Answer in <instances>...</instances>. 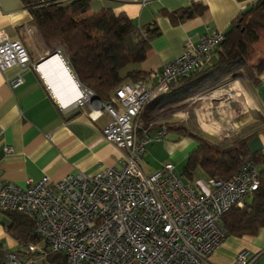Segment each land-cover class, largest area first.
<instances>
[{
  "label": "built area",
  "instance_id": "obj_1",
  "mask_svg": "<svg viewBox=\"0 0 264 264\" xmlns=\"http://www.w3.org/2000/svg\"><path fill=\"white\" fill-rule=\"evenodd\" d=\"M225 39V33L215 31L202 37L197 47L189 40L186 51L155 75L154 90L142 82H126L109 103L90 91L89 100L75 105L89 102L93 119L109 115L101 136L121 150L120 170L68 174L60 180L44 177L26 188L0 178V212L18 213L34 222L40 242L27 247L30 254L43 262L50 253L64 254L67 264H211V254L227 239L220 220L233 207L243 208L258 191L259 166L248 160L228 180L210 179L208 191L186 183L171 163L147 174V146L163 141L168 129L162 124L152 134L139 119L173 83L208 65ZM29 60L21 39L0 32V72L19 68L15 78L7 80L12 88L23 84ZM211 96L218 101L234 99L224 89ZM6 153L13 149L7 147ZM256 256L243 250L236 264H255ZM1 264L27 262L8 252Z\"/></svg>",
  "mask_w": 264,
  "mask_h": 264
},
{
  "label": "crops",
  "instance_id": "obj_2",
  "mask_svg": "<svg viewBox=\"0 0 264 264\" xmlns=\"http://www.w3.org/2000/svg\"><path fill=\"white\" fill-rule=\"evenodd\" d=\"M71 1L63 0V3ZM256 1L91 0L90 10L91 13L111 10L116 15H126L138 28L158 29L151 40L147 59L131 67L147 74L143 83L154 90L158 83L155 75L186 51L189 40L197 47L202 37L215 31L228 33L236 18ZM199 6L205 8L204 13H194ZM2 31L22 40L30 60L28 69L22 73L24 82L17 88H12L7 80L14 79L19 68L0 72V178L26 188L44 177L60 180L68 174L93 176L108 168L120 170L121 150L101 136L102 129L111 120L109 115L103 113L93 119L87 104L71 108L68 105L66 110L59 107L57 101H61L56 99L39 65L54 54V43H44L24 0H0ZM60 53L66 59L65 54ZM218 56L217 52L211 55L209 64L216 63ZM218 88L231 92L234 99L226 97L225 101H218L212 94L204 98H200V94L166 110L168 142H158L161 146L152 149L151 144L147 146L144 156L147 174L164 165L166 158L159 154L162 149L167 156L186 153L187 149L179 151L177 143L173 144L183 139L179 136L181 133L174 130L179 128L219 146H232L246 139L249 153H264V71L251 78L229 79L211 91ZM160 126H153L152 134ZM170 131L176 134L170 135ZM197 145L195 142L189 155ZM7 147H11L13 153L7 154ZM193 178L192 182H185L209 190L210 178L200 167ZM10 225L7 213L0 212V264L5 253L18 254L25 250L9 232ZM243 250L257 255L255 264L264 260V229L256 236L226 239L209 259L211 264H236L238 253Z\"/></svg>",
  "mask_w": 264,
  "mask_h": 264
},
{
  "label": "trees",
  "instance_id": "obj_3",
  "mask_svg": "<svg viewBox=\"0 0 264 264\" xmlns=\"http://www.w3.org/2000/svg\"><path fill=\"white\" fill-rule=\"evenodd\" d=\"M24 3L30 8L33 24L44 43L61 46L81 86L102 103H109L122 84L147 80V74L131 67L147 59L151 40L158 34L156 27L138 28L126 15H116L111 10L91 13V0H72L66 5L63 0H24ZM204 11L205 8L199 6L194 13ZM225 36L224 43L212 53L219 55L216 63L179 79L167 94L145 107L139 119L143 127L152 130L157 113L241 75L248 67L252 47L264 38V0L252 3L236 18ZM251 67L257 74L262 73L264 57ZM174 130L181 135L188 133L183 128ZM193 137L198 145L188 156L184 172L190 178L198 167L210 179L228 180L248 160L259 166L258 191L246 200L243 208L233 207L219 223L227 239L256 236L264 229V153H249L246 139L236 141L232 146H219L204 138ZM7 215L11 220L9 232L25 248L18 255L26 258L27 264H67L64 254L50 253L44 262L40 256L30 254L27 247L40 242L34 222L18 213Z\"/></svg>",
  "mask_w": 264,
  "mask_h": 264
},
{
  "label": "rangeland",
  "instance_id": "obj_4",
  "mask_svg": "<svg viewBox=\"0 0 264 264\" xmlns=\"http://www.w3.org/2000/svg\"><path fill=\"white\" fill-rule=\"evenodd\" d=\"M58 51L64 53L61 46L58 43H54L52 53L53 52L56 53ZM263 57H264V38L260 39V41L255 46L252 47V50H251V53H250V56L248 59V67L246 69L242 70V73L240 76H238V79L251 78V77H254L255 75H257L256 71L253 70L251 66L257 65L259 60ZM218 89H220V88H218ZM218 89H215L212 91L211 90L205 91L203 94L200 95L201 96L200 98L210 97V95L212 93L214 94L216 92V90L218 91ZM195 98L196 97H194V99ZM193 101H197V100H192V102ZM189 102H191V101H189ZM87 105H89V102H87ZM171 113H174V111L172 110ZM167 114H168L167 111L165 113L164 112L160 113L159 116H157V118H156V124L155 125L160 126L163 123H165L164 125L168 126ZM172 134H176V133H174L173 131H170V135H172ZM179 136L182 137L183 139L180 141L174 142V143L172 142V143L173 144L177 143L176 146H177V149L179 151L182 149H187L186 153L175 154V155H170V153H169V156H167L168 154L165 155L164 154L165 152L162 149L159 154L161 156H163V158H166V160H164V164L168 162V163H171L175 166L176 172L183 177L184 181H186V182L191 181L192 182L194 178H190V177L186 176L184 174V172H185V166L187 163L189 152L192 149V147L195 145L196 139L193 136H191L189 133H185L184 135L179 134ZM165 140H166V138L164 139L163 142H168L167 140L166 141ZM189 145H190V147H189ZM159 146H161V145L158 142H156L154 144H151L149 146V148L152 149V148L159 147ZM249 202H252V200L249 199ZM258 264H264V260L261 259Z\"/></svg>",
  "mask_w": 264,
  "mask_h": 264
},
{
  "label": "bare ground",
  "instance_id": "obj_5",
  "mask_svg": "<svg viewBox=\"0 0 264 264\" xmlns=\"http://www.w3.org/2000/svg\"><path fill=\"white\" fill-rule=\"evenodd\" d=\"M40 66L48 84L51 85L57 95V97L55 96L56 99L61 101L60 104L65 109H69L66 108L68 105L71 108L90 98V95L86 94L78 83L72 69L67 64V60L60 52L51 56Z\"/></svg>",
  "mask_w": 264,
  "mask_h": 264
},
{
  "label": "water",
  "instance_id": "obj_6",
  "mask_svg": "<svg viewBox=\"0 0 264 264\" xmlns=\"http://www.w3.org/2000/svg\"><path fill=\"white\" fill-rule=\"evenodd\" d=\"M54 54H56V53H54ZM54 54H52V55H50L49 57H47V58H45L39 65H41L44 61H46V60H48V59H50V57L51 56H54ZM67 64H68V61H67ZM76 77V76H75ZM77 79V78H76ZM78 81V80H77ZM78 83H79V81H78ZM80 84V83H79ZM80 86H81V84H80ZM82 87V86H81ZM83 88V87H82ZM83 90H84V92L86 93V94H90V91H88L87 89H84L83 88ZM97 99V98H96ZM99 100V99H98Z\"/></svg>",
  "mask_w": 264,
  "mask_h": 264
}]
</instances>
